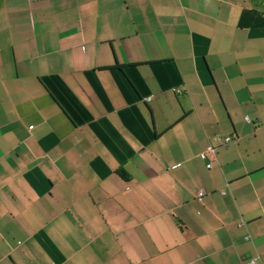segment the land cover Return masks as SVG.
<instances>
[{"label": "crops", "instance_id": "obj_1", "mask_svg": "<svg viewBox=\"0 0 264 264\" xmlns=\"http://www.w3.org/2000/svg\"><path fill=\"white\" fill-rule=\"evenodd\" d=\"M252 257L264 0H0V264Z\"/></svg>", "mask_w": 264, "mask_h": 264}, {"label": "built area", "instance_id": "obj_2", "mask_svg": "<svg viewBox=\"0 0 264 264\" xmlns=\"http://www.w3.org/2000/svg\"><path fill=\"white\" fill-rule=\"evenodd\" d=\"M245 119L248 121V118H247V117H245ZM230 140H231L230 137H225V138H223V144H227ZM208 150H210V151H214L213 148H212L211 146L208 147ZM201 157H202V158H205V154L202 153V154H201ZM207 167H210V163H207ZM202 195H203V192L200 191V192L198 193V196H197L198 199H200ZM255 263H256V258H255V257H252V258L248 259V261L246 262V264H255Z\"/></svg>", "mask_w": 264, "mask_h": 264}]
</instances>
